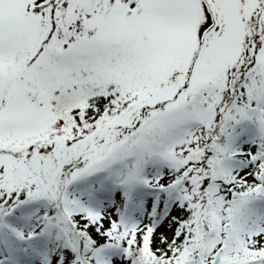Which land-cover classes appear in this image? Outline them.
<instances>
[{
	"label": "snow or ice",
	"instance_id": "obj_1",
	"mask_svg": "<svg viewBox=\"0 0 264 264\" xmlns=\"http://www.w3.org/2000/svg\"><path fill=\"white\" fill-rule=\"evenodd\" d=\"M0 264H264V0H0Z\"/></svg>",
	"mask_w": 264,
	"mask_h": 264
}]
</instances>
